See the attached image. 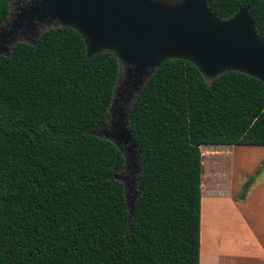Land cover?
<instances>
[{"label": "trees", "instance_id": "16d2710c", "mask_svg": "<svg viewBox=\"0 0 264 264\" xmlns=\"http://www.w3.org/2000/svg\"><path fill=\"white\" fill-rule=\"evenodd\" d=\"M13 1L0 0V26ZM207 2L221 17L250 7L264 35V0ZM119 74L69 27L0 55V264H201L202 147L264 146V82L210 81L184 59L159 67L130 108L143 172L129 224L125 156L90 133Z\"/></svg>", "mask_w": 264, "mask_h": 264}, {"label": "water", "instance_id": "95a60500", "mask_svg": "<svg viewBox=\"0 0 264 264\" xmlns=\"http://www.w3.org/2000/svg\"><path fill=\"white\" fill-rule=\"evenodd\" d=\"M14 4H20V12L13 21L14 29L8 31ZM56 27L79 32L89 57L111 52L118 58L120 74L108 121L90 133L115 142L125 156L124 171L116 178L124 185L129 224L141 194L143 172L130 108L159 67L168 60L184 59L210 81L227 72H241L264 82V35L250 7L221 17L207 0H15L0 26V55L11 56L14 46L24 41L14 42L19 29L33 37L26 42L35 44L44 31ZM122 64L131 95L136 92V96L127 113L111 119L120 95Z\"/></svg>", "mask_w": 264, "mask_h": 264}, {"label": "crops", "instance_id": "0c3cea01", "mask_svg": "<svg viewBox=\"0 0 264 264\" xmlns=\"http://www.w3.org/2000/svg\"><path fill=\"white\" fill-rule=\"evenodd\" d=\"M239 184L232 185L227 192L209 193L213 203L229 199L231 209L218 211L224 217L222 220L212 211L207 224L208 239L212 243L209 249L203 248L204 234L201 233V264H264V184L253 183L244 198L240 197ZM203 218L202 213V229L205 228Z\"/></svg>", "mask_w": 264, "mask_h": 264}, {"label": "rangeland", "instance_id": "374dc122", "mask_svg": "<svg viewBox=\"0 0 264 264\" xmlns=\"http://www.w3.org/2000/svg\"><path fill=\"white\" fill-rule=\"evenodd\" d=\"M19 5L20 4L13 5L14 16L8 21V26H6L8 31L14 29L13 21L14 19H17V14L20 12ZM18 32L19 35L14 42L31 40L33 38L28 33L24 34L23 29H19ZM118 90L120 95H117L118 102L115 105L114 115H111L110 117L111 119H116V117L120 116V113H127L129 105L136 96V92H133L131 95L130 88L127 85L125 65L123 64L121 65V79ZM128 98V104H126ZM202 150L204 153V173L202 176V183L203 177L206 178V193L203 192V195L207 197L205 201L207 207L216 205V209L213 208L214 210L212 211H216L215 216L222 220L224 217H220L217 207H222L223 210H226L227 208L231 209V202L228 201L229 199H224L225 201L218 200L213 203L212 201L214 198H212L209 193L215 191L216 193L218 191L227 192L232 188V185L236 186L237 183H240L239 194H241L245 183L250 180L251 177L254 178L253 183L255 185L261 186L264 184V146H203ZM127 175L133 176V174L129 172ZM203 200L202 213L204 210ZM202 233L205 236H203V248L209 249L210 243H212V241L208 239V237H210L209 228L206 230L203 228Z\"/></svg>", "mask_w": 264, "mask_h": 264}, {"label": "bare ground", "instance_id": "6f19581e", "mask_svg": "<svg viewBox=\"0 0 264 264\" xmlns=\"http://www.w3.org/2000/svg\"><path fill=\"white\" fill-rule=\"evenodd\" d=\"M209 157V156H208ZM205 180H206V178L205 177H203V192L204 193H206V189H205V187H206V185H205ZM206 198L207 197H205L204 195H203V202H204V210H203V217H204V222H205V230L207 229V224H209V222H210V219H211V216H212V210H213V207L211 206V207H207V205H206ZM215 206V205H214ZM214 208H216V207H214ZM219 211L220 212H223V208L222 207H220L219 208ZM209 217V218H208Z\"/></svg>", "mask_w": 264, "mask_h": 264}]
</instances>
